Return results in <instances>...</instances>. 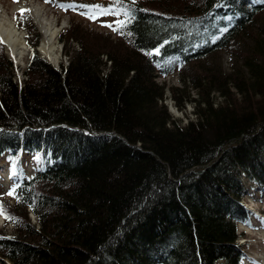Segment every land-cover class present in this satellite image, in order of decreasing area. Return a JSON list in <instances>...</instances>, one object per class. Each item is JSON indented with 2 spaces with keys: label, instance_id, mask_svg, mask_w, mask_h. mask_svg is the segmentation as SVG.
<instances>
[{
  "label": "trees",
  "instance_id": "16d2710c",
  "mask_svg": "<svg viewBox=\"0 0 264 264\" xmlns=\"http://www.w3.org/2000/svg\"><path fill=\"white\" fill-rule=\"evenodd\" d=\"M104 1L106 31L59 29L58 69L30 20L24 78L0 44V264H238L244 182L264 201V0ZM165 90L192 104L182 125Z\"/></svg>",
  "mask_w": 264,
  "mask_h": 264
},
{
  "label": "rangeland",
  "instance_id": "374dc122",
  "mask_svg": "<svg viewBox=\"0 0 264 264\" xmlns=\"http://www.w3.org/2000/svg\"><path fill=\"white\" fill-rule=\"evenodd\" d=\"M24 3L26 5H34L40 9L41 14L47 18L52 20L58 27V31L55 35L56 41V51L58 52V58L56 62H51L46 59L39 51L37 52L41 57L45 59L48 64H51L55 69H58L61 64H65L66 56L62 52V42L57 40V34L60 28L67 27L70 22L77 21L82 25H86V28L99 30L100 32L106 31L104 27L105 22L110 19H114L115 9L114 6L111 7L107 5L105 1L102 2L100 0H0V6L2 9L6 11L12 17L17 15L18 21H20V29L23 31V40L26 35L29 33L26 31L25 27L27 25L28 20L33 23L36 32H38V42L40 41L41 31L33 18L31 12L28 9H25L23 13L21 10H13L15 5L20 3ZM70 6V7H69ZM98 6V7H97ZM107 10L108 14H102ZM95 14V19H89L88 16ZM21 16L23 18H21ZM14 22V21H13ZM26 45V43H25ZM27 48V55L22 60V63H12L14 69V77L15 79L24 78L21 73V69L25 66V63L29 57V49ZM4 50V46H3ZM8 56V54H7ZM9 58V57H8ZM10 60V58H9ZM230 56L228 52L218 50L215 53L214 62L222 68L224 72H227L229 69ZM11 61V60H10ZM155 81L158 83H164L165 86H181V82L178 79L176 74H169L162 77H155ZM185 90L188 91L189 96L194 95V91L189 86L185 87ZM166 96L161 101L162 103H166L167 112L175 119H178V123L182 125L187 118L193 116L191 113L192 104L184 99L182 92H176L178 101H181V108L177 107L174 103H172L171 99L168 98L169 92L165 90ZM37 165V157L35 155H28L22 161V169L24 175H30L32 170L36 168ZM7 176V177H5ZM14 177V172L11 170L10 166H8L6 160L3 155L0 154V194L6 193L8 189V185L10 184V180ZM245 189V196L241 198L242 204L248 210L247 221L246 223H237L236 232L239 233L236 238V243L239 244L242 248L241 250V259L238 264H263L264 259V201L259 196V192L256 191V188L250 183L244 182L243 184ZM30 220L34 221L31 214H29ZM0 228L4 231L9 232L10 226L5 224L2 218H0ZM263 257V258H262Z\"/></svg>",
  "mask_w": 264,
  "mask_h": 264
},
{
  "label": "bare ground",
  "instance_id": "6f19581e",
  "mask_svg": "<svg viewBox=\"0 0 264 264\" xmlns=\"http://www.w3.org/2000/svg\"><path fill=\"white\" fill-rule=\"evenodd\" d=\"M14 9H28L31 12L33 18L40 28L42 37L38 42L36 49L43 56H45L46 59L55 63L58 58L55 41V35L58 31L57 25L52 20L45 18L37 6L26 5L22 2L18 5H15L13 7V10ZM23 36V31L17 29L16 26H14L12 17L7 14L6 11L0 6V41L3 43L5 53L8 54V57L12 63H22V60L28 54Z\"/></svg>",
  "mask_w": 264,
  "mask_h": 264
},
{
  "label": "snow or ice",
  "instance_id": "6c2138e0",
  "mask_svg": "<svg viewBox=\"0 0 264 264\" xmlns=\"http://www.w3.org/2000/svg\"><path fill=\"white\" fill-rule=\"evenodd\" d=\"M46 2H49V0H46ZM134 2H135V0H133V3H134ZM69 7H70V6H69ZM97 7H98V6H97ZM24 11H26V10H24V9L21 10L22 13H23ZM102 14H108L107 10H105V12H103ZM21 18H23V17L21 16ZM88 18H89V19H95V18H96V15H95V14L89 15ZM116 23L119 25L118 28H114L113 25H111V24H108V25H105V26H106V27H109V28H112L113 31H119V28H122V27L124 26V25H123V22L116 21ZM146 54H147V55L159 54V50L156 49V50H154V53H153V52H149V53H146ZM13 191H14V190H13ZM8 194H9V195H12L13 192H9ZM0 214H3V213L0 212ZM6 218L11 219L10 217H6Z\"/></svg>",
  "mask_w": 264,
  "mask_h": 264
},
{
  "label": "water",
  "instance_id": "95a60500",
  "mask_svg": "<svg viewBox=\"0 0 264 264\" xmlns=\"http://www.w3.org/2000/svg\"><path fill=\"white\" fill-rule=\"evenodd\" d=\"M0 43H2V42L0 41ZM35 50H36V47H35Z\"/></svg>",
  "mask_w": 264,
  "mask_h": 264
}]
</instances>
